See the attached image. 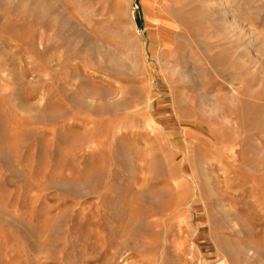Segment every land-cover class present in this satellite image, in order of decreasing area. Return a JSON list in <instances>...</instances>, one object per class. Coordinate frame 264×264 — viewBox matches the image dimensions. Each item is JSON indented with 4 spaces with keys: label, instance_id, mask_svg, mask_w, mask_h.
<instances>
[{
    "label": "rangeland",
    "instance_id": "374dc122",
    "mask_svg": "<svg viewBox=\"0 0 264 264\" xmlns=\"http://www.w3.org/2000/svg\"><path fill=\"white\" fill-rule=\"evenodd\" d=\"M0 264H264V0H0Z\"/></svg>",
    "mask_w": 264,
    "mask_h": 264
},
{
    "label": "bare ground",
    "instance_id": "6f19581e",
    "mask_svg": "<svg viewBox=\"0 0 264 264\" xmlns=\"http://www.w3.org/2000/svg\"><path fill=\"white\" fill-rule=\"evenodd\" d=\"M45 1V0H44ZM53 10V6L52 5H42L39 8L31 11V14L34 15L38 20H43L45 19V17L47 16V13L49 11ZM53 22L51 21V24ZM244 28V27H243ZM245 30H249L248 28H244ZM250 31V30H249ZM232 150V149H231ZM189 175V174H188ZM190 176V175H189ZM192 181V180H191ZM196 183V182H195ZM186 184V183H185ZM197 184V183H196ZM183 186H185L183 183L182 184H176V186L174 187L175 191H179L182 190L184 191L185 188H183ZM188 189V188H187ZM196 191L198 190L197 185L195 187ZM196 196V195H195ZM194 199H192L191 201H189V203L187 204L188 208H191V206L193 205Z\"/></svg>",
    "mask_w": 264,
    "mask_h": 264
}]
</instances>
